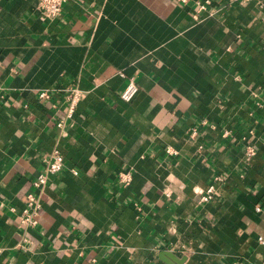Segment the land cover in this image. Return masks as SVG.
<instances>
[{
  "label": "crops",
  "instance_id": "0c3cea01",
  "mask_svg": "<svg viewBox=\"0 0 264 264\" xmlns=\"http://www.w3.org/2000/svg\"><path fill=\"white\" fill-rule=\"evenodd\" d=\"M196 1L0 0V264H264V0Z\"/></svg>",
  "mask_w": 264,
  "mask_h": 264
},
{
  "label": "built area",
  "instance_id": "2783aa9c",
  "mask_svg": "<svg viewBox=\"0 0 264 264\" xmlns=\"http://www.w3.org/2000/svg\"><path fill=\"white\" fill-rule=\"evenodd\" d=\"M67 0H38V8L40 17L49 20L59 19L62 15L63 6ZM181 2H186L187 0H179ZM234 3H246L251 0H228ZM212 4V0H197L196 5L197 8L193 14L194 18H199V13L207 11L209 5ZM123 76V73H120ZM137 92V85L134 79H129L126 83L125 87L120 93V98L125 101L129 102L134 97ZM38 96L41 98H45L49 96V91H42L38 93ZM83 96V91L76 87L70 86L66 90V112H65V119L71 120L73 115L77 110V105L81 97ZM64 124V120L58 121L57 126L62 127ZM247 155H253L254 150L251 147L246 148ZM64 157L61 154L60 150L55 148L53 149L48 156L44 157L41 161V170L35 175L32 179L31 184L33 189L29 191L25 197L24 205L21 209L17 212L18 223L22 227H34L36 226L38 220L37 216L39 210L41 208L40 196L39 193L42 191L44 186L48 182V176L59 172L63 167ZM76 174L77 172L74 171ZM131 174L130 172H122L119 174V181L122 184H129L131 181ZM220 176L216 175L214 177V181L207 185L204 189L199 192V200L200 201H209L213 198L215 193V182L220 180ZM259 210V207L256 208ZM12 211L15 212V208H11ZM261 242H264L261 237H259Z\"/></svg>",
  "mask_w": 264,
  "mask_h": 264
},
{
  "label": "water",
  "instance_id": "95a60500",
  "mask_svg": "<svg viewBox=\"0 0 264 264\" xmlns=\"http://www.w3.org/2000/svg\"><path fill=\"white\" fill-rule=\"evenodd\" d=\"M175 264H180V261H176Z\"/></svg>",
  "mask_w": 264,
  "mask_h": 264
}]
</instances>
